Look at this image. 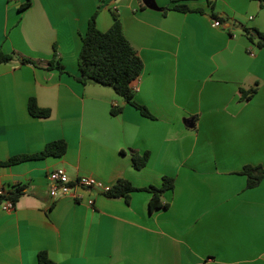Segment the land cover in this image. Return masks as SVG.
Segmentation results:
<instances>
[{"label": "crops", "instance_id": "0c3cea01", "mask_svg": "<svg viewBox=\"0 0 264 264\" xmlns=\"http://www.w3.org/2000/svg\"><path fill=\"white\" fill-rule=\"evenodd\" d=\"M30 1L0 0V52L16 54L0 63V160L55 140L68 150L0 166V189L23 188L14 209L0 205V264H40L42 251L57 264H264V178L248 188L242 173L264 166V46L246 31L264 33L260 2ZM176 4L192 11L165 13ZM114 11L144 62L135 99L154 118L112 87L76 79L90 18L97 13L107 31ZM56 52L66 72L45 68ZM31 98L51 115L33 116ZM146 151L148 164L136 169L132 153ZM57 169L109 186L126 178L160 187L166 176L175 186L163 195L168 208L152 211L146 190L129 199L85 187L52 196Z\"/></svg>", "mask_w": 264, "mask_h": 264}, {"label": "trees", "instance_id": "16d2710c", "mask_svg": "<svg viewBox=\"0 0 264 264\" xmlns=\"http://www.w3.org/2000/svg\"><path fill=\"white\" fill-rule=\"evenodd\" d=\"M260 6L264 8V0H258ZM140 5L144 8L143 0H139ZM31 3L30 0L22 6L25 8ZM170 9L180 11H192L185 4H176L173 7H166L165 13ZM114 22L107 31H102L97 25V13H95L89 21L86 34L83 36V44L79 55L80 75L76 77L83 84L90 82L98 83L103 86L112 87L119 95L124 97L130 104L136 107L142 115L154 118L151 110L144 104L135 99L132 83L141 75L144 69V62L139 55L135 46L129 41L124 32V25L119 13L113 12ZM249 38L254 41L258 39L257 44L264 46V33L255 30L254 32L246 29ZM257 34H256V33ZM16 58V54L0 52V63H10ZM22 63H31L35 66H42L38 61L30 58L22 57ZM46 69H59L66 72L65 66L60 62L55 53L54 58L45 66ZM258 85L248 90L242 89V99H251L258 92ZM29 111L35 117H49L51 110L42 108L38 105L35 98L29 101ZM120 109H113V113L117 114ZM68 150V143L65 140H55L49 142L46 147L35 154H21L11 157L7 161L0 160V166L13 165L35 158H46L48 156H62ZM133 165L136 169L145 167L150 159V152L143 154L137 152L132 153ZM242 173L247 176L248 188L259 186L264 178V166L262 165H246ZM175 180L172 177H164L162 186L137 187L130 180L121 178L111 190L105 195L109 198H130V194L135 191L146 190L152 193L150 200V209L153 211L157 208H168L169 204L164 201L163 195L167 190L173 189ZM23 194V188L18 187L15 191L0 195V205L7 199L18 202ZM40 264H57L48 255L46 251L39 253Z\"/></svg>", "mask_w": 264, "mask_h": 264}, {"label": "built area", "instance_id": "2783aa9c", "mask_svg": "<svg viewBox=\"0 0 264 264\" xmlns=\"http://www.w3.org/2000/svg\"><path fill=\"white\" fill-rule=\"evenodd\" d=\"M222 23L216 19L214 26L219 27ZM49 178L52 182L51 195H66L70 194L74 188L85 187V188H97L102 192L106 193L111 190L112 186L105 185L102 181L91 176H82L76 180H72L64 169L53 170L49 174ZM4 189H0V195H5ZM94 201L90 200L89 204H93ZM15 202L11 199L5 200L1 205L4 210L9 211L15 208Z\"/></svg>", "mask_w": 264, "mask_h": 264}]
</instances>
